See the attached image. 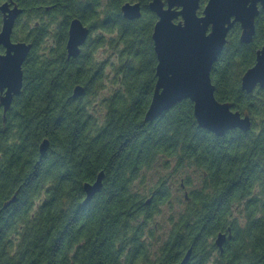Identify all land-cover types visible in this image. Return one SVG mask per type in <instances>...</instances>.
<instances>
[{
	"label": "trees",
	"instance_id": "1",
	"mask_svg": "<svg viewBox=\"0 0 264 264\" xmlns=\"http://www.w3.org/2000/svg\"><path fill=\"white\" fill-rule=\"evenodd\" d=\"M129 1L141 2L140 18L123 16ZM149 1L111 0L105 17L118 14V28L103 18L100 46L70 58L41 49L26 64L15 110L0 119V264H178L189 249L187 264H264V88L242 89L264 44V10L253 41L241 42L236 24L212 66L216 99L252 120L218 136L199 126L190 99L145 121L157 82ZM160 159L184 191L163 240L154 219L175 180L160 179L150 197L138 186ZM101 171L102 189L84 204ZM220 232L230 234L223 250Z\"/></svg>",
	"mask_w": 264,
	"mask_h": 264
},
{
	"label": "water",
	"instance_id": "2",
	"mask_svg": "<svg viewBox=\"0 0 264 264\" xmlns=\"http://www.w3.org/2000/svg\"><path fill=\"white\" fill-rule=\"evenodd\" d=\"M224 1L230 4L229 8L219 6ZM167 3L168 8H164L162 0L150 2V8L159 16L153 31L158 63L157 82L145 121H153L176 103L190 99L194 103V115L200 127L218 136L236 128L244 132L249 131L252 120L248 114L242 116L240 111L232 110L231 103L216 99L211 70L223 51L230 29L236 22L241 24V42L253 41L259 4L264 8V0H208L202 16L197 13L200 0H167ZM174 6L181 7V10H175ZM217 7L221 8L219 10H222V14L218 13ZM122 11L129 19L141 16L139 3L126 2ZM179 15L182 20L174 22ZM3 35L8 36L7 33ZM86 36V28L79 20H74L67 43L69 58L77 57L81 53V45ZM25 47V44H16L12 49L13 54L4 57L0 63V89L8 88L2 96L5 111L11 104L13 94H20L23 87L21 63L28 52ZM10 74L15 78L14 81H8ZM258 85L264 87V45L257 51L256 63L247 69L242 77L243 90L252 92ZM84 91L82 85L76 86L73 97L83 95ZM49 145L48 139L41 143V156L47 152ZM104 175V171H101L93 183L84 185V204L102 189ZM147 203H150V199ZM228 238L230 234L220 232L215 243L223 250ZM191 252L192 249H189L178 264H187Z\"/></svg>",
	"mask_w": 264,
	"mask_h": 264
},
{
	"label": "flooded vegetation",
	"instance_id": "3",
	"mask_svg": "<svg viewBox=\"0 0 264 264\" xmlns=\"http://www.w3.org/2000/svg\"><path fill=\"white\" fill-rule=\"evenodd\" d=\"M110 1L111 0H0V63L4 57L8 56L11 53L13 54L12 49L14 46H16V44H25V48H28V52L21 63L24 85L26 64L31 60L33 62V65H37L41 49L44 50L61 47H65L67 49L70 27L74 20H79L83 27L87 30V36L83 44L81 45V48L83 46L92 47L94 43H97L96 46H100L98 40L102 39L104 36V30L102 29V20L103 18H105V20L107 19V17H105V11L110 5ZM151 1L152 0L149 1L148 8L157 17V22L159 16L150 8ZM162 1L164 2V8H168L167 0ZM207 2L202 7L200 0V7L197 10L199 16H202ZM131 3L140 4L142 15L143 6L141 2L133 1ZM174 9L181 10V7L174 6ZM262 10H264V8L259 4V14ZM117 15L118 14L113 13V17L110 20H106V22L108 23L112 20V24L115 29L118 28ZM126 19L135 20L129 18ZM181 20L182 16L179 15L174 19V22L178 23ZM236 24H239L241 28V24L239 22H236L234 26ZM232 28L230 29V31L232 30ZM2 33H7L8 36H4ZM229 33L227 35V41ZM4 37H7L8 39ZM106 37L108 38V35ZM7 89V87H5L3 90L0 89V119H2L3 122H6L7 114L10 112L12 113L15 110L14 104L20 97L23 90H21L20 94H13L11 104L5 111V106L2 103V96L6 94Z\"/></svg>",
	"mask_w": 264,
	"mask_h": 264
},
{
	"label": "rangeland",
	"instance_id": "4",
	"mask_svg": "<svg viewBox=\"0 0 264 264\" xmlns=\"http://www.w3.org/2000/svg\"><path fill=\"white\" fill-rule=\"evenodd\" d=\"M100 51L101 50H99V53ZM99 57H101L102 59L105 58V56L102 55L101 53L99 54ZM107 72H109V67L107 68ZM110 87H111L110 80L106 79L105 88L102 90L101 96L106 95L109 92ZM169 166H171V164ZM171 176L175 180V183L173 184L174 195H173V199H171L170 201L172 203L161 205L160 214H158L157 217L154 219L155 229L156 232L158 233L157 235L159 237L158 238L159 240H163L167 237L171 228V221H170L171 217L172 216L175 217L176 214L182 210L181 204H178V200H181L184 195V191L182 190V188H179L182 175L180 172H176L174 168L171 169L166 168L163 164V160L160 159L153 165L151 169L144 172L141 181H139L138 183V186L141 188V190L145 191L148 194L147 197H150V191L148 190L156 186V184L160 179L163 178L169 179ZM195 177H197L198 179L197 175Z\"/></svg>",
	"mask_w": 264,
	"mask_h": 264
},
{
	"label": "bare ground",
	"instance_id": "5",
	"mask_svg": "<svg viewBox=\"0 0 264 264\" xmlns=\"http://www.w3.org/2000/svg\"><path fill=\"white\" fill-rule=\"evenodd\" d=\"M225 2H227V1L221 2V5H219V6H221V8L224 7V9H225V7H226V8H229V5H230V4L225 3ZM217 8H218V7H217ZM221 8H218V13H220V14H222V13H221L222 10H221V11L219 10V9H221ZM216 18H217V17H216ZM243 19H244V18H243ZM11 74H13V73H11ZM11 74H10V78H9V79H8V77H7L8 81H9V80H13V81L15 80V78H14L13 75H11ZM7 83H8V82H7Z\"/></svg>",
	"mask_w": 264,
	"mask_h": 264
}]
</instances>
